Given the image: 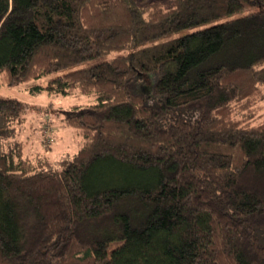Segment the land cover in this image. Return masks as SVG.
I'll list each match as a JSON object with an SVG mask.
<instances>
[{"label":"trees","instance_id":"obj_1","mask_svg":"<svg viewBox=\"0 0 264 264\" xmlns=\"http://www.w3.org/2000/svg\"><path fill=\"white\" fill-rule=\"evenodd\" d=\"M124 49L28 89L95 98L59 169L3 148L23 103L0 97V264H264V0H0L7 86Z\"/></svg>","mask_w":264,"mask_h":264},{"label":"rangeland","instance_id":"obj_2","mask_svg":"<svg viewBox=\"0 0 264 264\" xmlns=\"http://www.w3.org/2000/svg\"><path fill=\"white\" fill-rule=\"evenodd\" d=\"M261 8V7H259ZM254 9L246 8L237 12L225 15L217 20L208 22L201 26H194L174 32L158 40V43L172 41L181 35L201 29L205 26L216 24L219 22L231 20L233 18L243 16L252 12ZM128 52L127 49L120 51H112L100 57L82 62L76 66L69 67L64 70L48 74L36 80L24 82L16 86H7L0 77V97H14L20 100L22 109L18 115V119L14 120L12 136L1 141L3 148L13 146L16 142H21L24 145V152L27 155H43L46 154L51 160L54 168H60V163L66 158H70L76 152L82 136L73 127L64 124L65 112L77 104L80 106L88 105L95 102L94 96L90 94H82L77 89L72 90L68 95H60L48 93L46 90L39 92H29L28 89L32 86H45L50 78L61 75L64 72L89 67L101 61L112 59L117 55H123ZM163 67L159 70L161 72ZM152 74L150 77L141 76L137 81V87L147 86L153 81L157 74ZM258 112L260 117H264V99L258 103ZM236 118L246 116L245 112H241L238 108L234 110ZM260 117H253L251 124L259 122ZM18 120V122H17ZM99 177V175H96ZM101 177H119L111 170L102 171Z\"/></svg>","mask_w":264,"mask_h":264}]
</instances>
